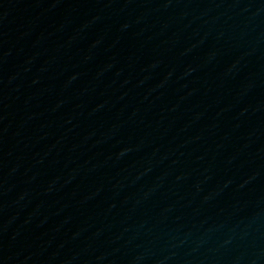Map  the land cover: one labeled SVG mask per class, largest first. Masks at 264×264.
Returning <instances> with one entry per match:
<instances>
[{"label":"water","instance_id":"obj_1","mask_svg":"<svg viewBox=\"0 0 264 264\" xmlns=\"http://www.w3.org/2000/svg\"><path fill=\"white\" fill-rule=\"evenodd\" d=\"M0 264H264V7L1 98Z\"/></svg>","mask_w":264,"mask_h":264}]
</instances>
